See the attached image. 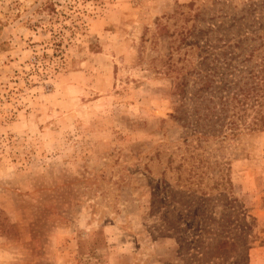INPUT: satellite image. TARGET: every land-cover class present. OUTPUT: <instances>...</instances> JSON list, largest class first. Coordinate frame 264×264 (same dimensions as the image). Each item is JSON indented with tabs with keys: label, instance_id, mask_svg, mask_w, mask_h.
<instances>
[{
	"label": "rangeland",
	"instance_id": "rangeland-1",
	"mask_svg": "<svg viewBox=\"0 0 264 264\" xmlns=\"http://www.w3.org/2000/svg\"><path fill=\"white\" fill-rule=\"evenodd\" d=\"M263 38L264 0H0V264H264Z\"/></svg>",
	"mask_w": 264,
	"mask_h": 264
},
{
	"label": "trees",
	"instance_id": "trees-1",
	"mask_svg": "<svg viewBox=\"0 0 264 264\" xmlns=\"http://www.w3.org/2000/svg\"><path fill=\"white\" fill-rule=\"evenodd\" d=\"M264 48V38L262 39V42L259 45L260 54L258 56L259 62H256L255 64H252L253 58L255 56L254 51H252L248 58L244 60L246 66L244 67V70L241 71V73L244 74L242 78L246 80L244 83L245 86H248L246 88H241L240 91L242 92V98L239 100L238 95H234L232 97V101L238 100V102H241V105H245L249 100L254 99L255 102H258L261 106L264 104V51L262 50ZM236 74V71L233 72V75ZM230 88L229 83H226L223 90ZM217 101L220 104V111L227 112L229 111V105H231L232 101H229V98H223L219 97ZM210 111L211 108H209ZM235 124L234 122L231 123V127H233Z\"/></svg>",
	"mask_w": 264,
	"mask_h": 264
}]
</instances>
